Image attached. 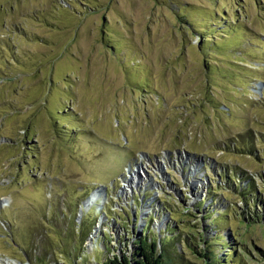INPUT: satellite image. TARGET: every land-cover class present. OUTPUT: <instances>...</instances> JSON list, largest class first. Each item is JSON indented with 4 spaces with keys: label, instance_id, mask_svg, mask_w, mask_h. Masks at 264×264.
Masks as SVG:
<instances>
[{
    "label": "rangeland",
    "instance_id": "rangeland-1",
    "mask_svg": "<svg viewBox=\"0 0 264 264\" xmlns=\"http://www.w3.org/2000/svg\"><path fill=\"white\" fill-rule=\"evenodd\" d=\"M4 144L0 264H264V0H0Z\"/></svg>",
    "mask_w": 264,
    "mask_h": 264
},
{
    "label": "trees",
    "instance_id": "trees-1",
    "mask_svg": "<svg viewBox=\"0 0 264 264\" xmlns=\"http://www.w3.org/2000/svg\"><path fill=\"white\" fill-rule=\"evenodd\" d=\"M2 147H4V148H2ZM5 147L8 150L14 148L12 145L9 146L8 144H4V145L0 146V148H1L0 150H2V149L5 150ZM225 149L227 150L228 148H225ZM234 150L237 153L242 154V155H247V156H251L254 158L257 156V150L251 144H248L247 146H244V147L234 146ZM24 151H25V154H27V153H31L32 149L28 147L26 149L24 148ZM19 154H20V152L16 153L15 156H12V158H15ZM261 154H264V152H261ZM222 177L229 187L238 186L237 188H239V187L241 188L242 183L248 182L246 189H244V192L241 193V195H242L241 200L243 201L244 205L246 206V208H247L246 210H248V208H249L248 203L253 204V206L260 204L258 198H255V197L253 198L252 195L249 196L250 194L248 193V189L252 190L253 186H252V183H250V180H248L245 176H243L242 173H237L234 170V171H231V176H230L228 174V172L226 173V171L223 170ZM222 177H221V179H222ZM245 179H247V180H245ZM173 180L175 181L174 177H173ZM235 182H237L236 185H234ZM208 192H210V191H208ZM211 194L214 195L212 192H211ZM250 197H252V198H250ZM206 200H207V198H206ZM199 206H201V204ZM207 212L208 213H207L205 219H209L211 217L210 212L209 211H207ZM254 214H255L254 219H256V220L263 218V214L258 213L256 211V209H255ZM177 215L171 214V216H170L171 220L176 221L175 218L177 217ZM220 216H221L220 214L219 215L217 214V217L220 218ZM124 221H122V223ZM147 221H148V223L146 222L147 224L144 227V230H145L147 236L144 234L143 237H140L137 240H135L134 252L132 254L127 255L125 253L122 254L121 252H119L117 254V252H115L114 249H112L111 251L105 250V256L102 257L101 261L98 264H176V262H181V256H179V252H178L177 246H176L177 241H179L178 240L179 236L181 234L178 233V234L173 235L172 232H170V230L165 231V233H166L165 236H161V234L159 236H157L154 233L151 234L152 232L149 231V227H148V224L149 223L151 224V219H149ZM212 227H213V225H212ZM216 238H214V239H216ZM174 239H175V241H173ZM223 240H224V237H223ZM220 246H223L225 248V246H228V243L225 241V245L223 243H221ZM121 247H123V248L125 247V246H123V243H121ZM109 248H110V246H109ZM123 248H122V250H123ZM103 249H105L104 246H103ZM199 255L201 258L209 261L208 264H212V263L213 264H219V262L221 261V259L218 260L217 258L212 257L211 254L205 255V254H202L200 252ZM225 256H227V255H225ZM233 258L231 257V259H233Z\"/></svg>",
    "mask_w": 264,
    "mask_h": 264
},
{
    "label": "bare ground",
    "instance_id": "bare-ground-1",
    "mask_svg": "<svg viewBox=\"0 0 264 264\" xmlns=\"http://www.w3.org/2000/svg\"><path fill=\"white\" fill-rule=\"evenodd\" d=\"M97 197V195L95 194V195H93V198H96Z\"/></svg>",
    "mask_w": 264,
    "mask_h": 264
}]
</instances>
